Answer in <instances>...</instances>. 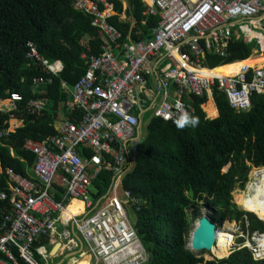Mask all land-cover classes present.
Masks as SVG:
<instances>
[{
  "label": "built area",
  "instance_id": "2783aa9c",
  "mask_svg": "<svg viewBox=\"0 0 264 264\" xmlns=\"http://www.w3.org/2000/svg\"><path fill=\"white\" fill-rule=\"evenodd\" d=\"M72 6L90 15L102 32L101 51L82 55L86 70L72 85L61 79L70 95L68 108L79 112L78 118L65 114L54 121V134L25 139L23 148L34 155L27 176L5 169L8 191H0V199L9 207L0 223V264H50L66 254L77 255L76 260L89 256L90 264H143L148 253L128 217L137 199L122 186L144 135L143 115L149 114L146 123L151 117L188 120L195 112L193 97L212 98L214 88L236 112L248 111L251 95L264 92V62L244 65L232 75L204 72L212 69L207 53L228 56L230 36L261 42L249 38L244 27L264 37V0H152L144 13H157L159 21L148 40L138 41H121V32L108 20L113 7L107 0H72ZM26 57L52 75L63 67L42 57L31 43ZM50 82V77L33 78V90L41 95L29 100L33 110L43 109V88ZM21 100V94L10 93L0 99V111L15 109ZM21 124L10 118L4 133ZM261 167H251L248 182L256 180L251 171ZM104 169L113 179L99 198L94 180ZM73 200L83 203L82 213L65 212ZM234 222L230 253L246 248L253 261L264 264V231L251 230L247 215ZM41 235L48 238V250L34 245ZM56 245L53 256L49 250Z\"/></svg>",
  "mask_w": 264,
  "mask_h": 264
},
{
  "label": "trees",
  "instance_id": "16d2710c",
  "mask_svg": "<svg viewBox=\"0 0 264 264\" xmlns=\"http://www.w3.org/2000/svg\"><path fill=\"white\" fill-rule=\"evenodd\" d=\"M107 1L115 11L109 22L121 32V41L151 37L159 16L145 14L147 5L143 0H126L125 8L122 0ZM122 13L125 18H121ZM91 19L74 9L72 0H0V99L14 92L22 96L15 109L0 111V191H8L6 168L28 175L34 155L23 148L26 138L40 140L54 134L53 123L62 115L78 118L79 112L68 108L70 97L61 79L72 85L86 70L87 59L82 55L100 53L102 32L91 24ZM262 41L245 42L230 36L226 42L228 56L207 53L206 64L213 68L252 54L264 55V37ZM29 43L42 57L60 61L61 72L52 75L41 63L29 61ZM227 69L235 74L238 64ZM38 76L50 77L51 82L43 88L47 99L43 109L33 110L28 102L41 96L32 87L33 78ZM212 98L218 111L213 118L207 117L200 106L207 101L206 95L193 97L195 112L188 120L151 117L133 164L122 178L123 188L137 199L131 210L137 235L148 253L143 264H259L246 248L225 258L203 261L199 253L187 247L201 201L207 202L212 210L211 221L216 225L225 220H242L247 215L251 230L264 231V223L255 214L239 209L232 200V191L244 188L252 166H263L264 170V92L251 95L248 111L236 112L216 88ZM10 118L22 124L6 134ZM192 121H196L195 125ZM112 179V172L104 169L94 180L99 198L105 195ZM252 200L259 208V203ZM8 207V200L0 199V223L2 211ZM248 207L252 209L251 203ZM255 212L264 220L262 211ZM226 226L227 232L221 233L223 251L227 252L233 242L234 225L227 222ZM34 245L48 250L47 236H39Z\"/></svg>",
  "mask_w": 264,
  "mask_h": 264
},
{
  "label": "rangeland",
  "instance_id": "374dc122",
  "mask_svg": "<svg viewBox=\"0 0 264 264\" xmlns=\"http://www.w3.org/2000/svg\"><path fill=\"white\" fill-rule=\"evenodd\" d=\"M122 1H123V6L126 7V0H122ZM143 1L146 4H148L147 1H145V0H143ZM248 34H249L248 36L254 35V36H258V37L262 38V34L259 31L257 33L256 31H253V30H251L249 28H248ZM252 56L257 57V56H260V55H252ZM234 65L235 64H232V66H234ZM209 99H210V97L207 99V101ZM206 115H208L207 112H206ZM148 118H149V114H144L143 117H142L143 122H142V127H141V134H143L144 131H145V125H146V121H147ZM210 118H212V117H210ZM10 123H11V121H10ZM13 123H14V121H13ZM255 171L256 170H252L251 171V176H255L256 177V180L254 182H252V181L248 182V180H247L248 183L246 182L247 185L245 184L243 189H240V188L236 187L232 191V200H233L234 203H236V205L241 210H244V209L249 210L250 208L248 207V203H251V205H252L251 208L252 209H250L249 211H255V204H254L252 198L253 199H257V200H261L260 202H261V204L263 206V209H264V202L262 201V199L260 197V194H259V189L260 188L264 189V184H263L264 176L259 178L263 174H256ZM90 190L93 192L94 187H90ZM260 202H258L259 205H260ZM192 208L193 207H191V209ZM202 214H206L212 220V210L210 209V207L208 206L206 201L199 202V212H198L196 220L199 217H201ZM255 215L257 216V214H255ZM128 217H129V220L132 223L135 222V214L132 212L130 207H129V210H128ZM196 220H195V222H196ZM227 222H232L233 225H234V229L236 228V224H235L234 221L225 220L221 224L218 223L217 226L219 228H218V232H217V235H216L215 243H214L213 247L211 248V251H203V252H201V251H193L195 253H199L198 256H201L203 258V261H213L215 259L225 258V257H227L230 254V249H228L229 251H227V252L223 251L225 248L223 246V236H222V233H221V230H223L224 232H227V226H226ZM194 223H193V227H194ZM72 257L77 258V255H74ZM53 260L56 261V260H58V258L54 257ZM66 261H67V259L64 262H66Z\"/></svg>",
  "mask_w": 264,
  "mask_h": 264
},
{
  "label": "water",
  "instance_id": "95a60500",
  "mask_svg": "<svg viewBox=\"0 0 264 264\" xmlns=\"http://www.w3.org/2000/svg\"><path fill=\"white\" fill-rule=\"evenodd\" d=\"M218 228L219 227L214 222H212L208 216L202 215L201 217H199L194 223V227L190 232L189 240L187 243L188 249L191 251H211V248L215 243ZM56 250L57 245L53 246L49 252L51 255L55 256ZM70 256L71 254H66L54 264H63L66 259L70 258ZM87 257L88 256L80 257L77 260V263L85 262V264H90V257Z\"/></svg>",
  "mask_w": 264,
  "mask_h": 264
},
{
  "label": "bare ground",
  "instance_id": "6f19581e",
  "mask_svg": "<svg viewBox=\"0 0 264 264\" xmlns=\"http://www.w3.org/2000/svg\"><path fill=\"white\" fill-rule=\"evenodd\" d=\"M244 29L247 31V35H249L248 34V27H244ZM257 33H258V31H256ZM263 36V35H262ZM261 40V39H260ZM239 62H241V61H239ZM239 62L237 63V64H239ZM264 62V55L263 56H258V57H255V58H250L248 61H247V63L249 64H246V63H243V64H240L239 65V68L240 67H242V66H244V65H248V66H253V65H255V64H259V63H263ZM236 62H234V63H231V64H227V65H223V66H221V67H219V66H216V67H214V68H212V69H210V70H208V69H204V72L205 73H207V74H214V75H232V74H230L229 73V70H227L226 68H228V67H231L232 66V64H235ZM236 65V64H235ZM239 68H238V70H239ZM212 102L213 101H211L210 99L205 103V105H204V109H205V111L207 112V114L210 116V117H215V115H216V110H215V107H214V105L212 104ZM256 172V174H263V175H261L259 178H261L262 176H264V170H262V169H260V170H256L255 171ZM263 184H264V182H263ZM259 194H260V197H261V199H262V201L264 202V189H262V188H260L259 189ZM255 201H257V202H260L261 200H257V199H255ZM255 208L256 209H258V210H260V211H262L263 212V214H264V209H263V206H262V204H261V202H260V205H259V208H257L256 206H255ZM255 209V210H256ZM82 211H83V203H81V202H79V201H77V200H73L69 205H68V207L66 208V210H65V212L66 213H71V214H74V215H78V214H80V213H82ZM254 214H256V212L255 211H252ZM202 215H206V214H202ZM207 216V215H206ZM258 217V216H257ZM262 220V219H261ZM262 221H264V220H262ZM217 232H218V229H217ZM217 235V234H216ZM190 247V246H189ZM43 251V250H42ZM229 254V253H228ZM89 257V256H88ZM87 257V258H88ZM65 264H85V262H78L77 263V260H76V258L75 257H70V258H68L67 259V261L65 262Z\"/></svg>",
  "mask_w": 264,
  "mask_h": 264
},
{
  "label": "crops",
  "instance_id": "0c3cea01",
  "mask_svg": "<svg viewBox=\"0 0 264 264\" xmlns=\"http://www.w3.org/2000/svg\"><path fill=\"white\" fill-rule=\"evenodd\" d=\"M146 5H147V4H146ZM124 8H125V7H124ZM113 14H115V11H114V10H113ZM113 14H112V15H113ZM112 15H111V16H112ZM121 18H125V14H124V13L121 14ZM108 20H109V18H108ZM248 37L251 38V37H256V36L251 35V36H248ZM257 37H258V36H257ZM259 38L261 39L260 41L263 40V36H262V38H261V37H259ZM252 55H254V54H252ZM252 55H251L250 57H248L247 59L240 60L241 62H239V61H234V62H236L235 64H237L238 62H239V64H240V63H241V64H243V63L248 64L247 61H248L251 57H252V58H255V56H252ZM260 56H263V55H260ZM257 57H258V56H257ZM234 62H232V63H234ZM229 64H231V63H229ZM239 64H238V68H239ZM225 65H227V64H225ZM248 65H249V64H248ZM221 66H223V65H220L219 67H221ZM228 68H229V69H233V66H232V67H228ZM226 69H227V68H226ZM227 70H228V69H227ZM68 95H69V94H68ZM69 97H70V95H69ZM210 100L213 101L212 104L214 105L215 110H216V115H215V116H217L218 111H217L216 105H215V103H214V100H213V98H210ZM62 116H63V115H62ZM62 116H61V117H62ZM61 117H60V118H61ZM60 118H59V119H60ZM57 120H58V119H57ZM57 120H56V121H57ZM54 123H55V122H54ZM54 123H53V126H54ZM51 248H52V247H51ZM51 248H50V249H51ZM49 251H50V250H49ZM59 259H60V258H58V260H59ZM54 261H55V260H52L51 262H54ZM64 263H65V262H64Z\"/></svg>",
  "mask_w": 264,
  "mask_h": 264
},
{
  "label": "clouds",
  "instance_id": "9594fccd",
  "mask_svg": "<svg viewBox=\"0 0 264 264\" xmlns=\"http://www.w3.org/2000/svg\"><path fill=\"white\" fill-rule=\"evenodd\" d=\"M193 125H195L196 121H192Z\"/></svg>",
  "mask_w": 264,
  "mask_h": 264
},
{
  "label": "flooded vegetation",
  "instance_id": "af4514ba",
  "mask_svg": "<svg viewBox=\"0 0 264 264\" xmlns=\"http://www.w3.org/2000/svg\"><path fill=\"white\" fill-rule=\"evenodd\" d=\"M254 201H255V199H254Z\"/></svg>",
  "mask_w": 264,
  "mask_h": 264
}]
</instances>
